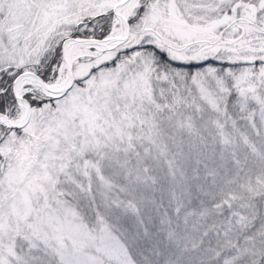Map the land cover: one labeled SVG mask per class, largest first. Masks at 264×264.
<instances>
[{"label":"snow or ice","instance_id":"snow-or-ice-1","mask_svg":"<svg viewBox=\"0 0 264 264\" xmlns=\"http://www.w3.org/2000/svg\"><path fill=\"white\" fill-rule=\"evenodd\" d=\"M0 264H264V0H0Z\"/></svg>","mask_w":264,"mask_h":264}]
</instances>
